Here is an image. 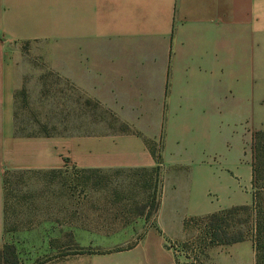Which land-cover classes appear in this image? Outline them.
I'll use <instances>...</instances> for the list:
<instances>
[{"label":"crops","instance_id":"0c3cea01","mask_svg":"<svg viewBox=\"0 0 264 264\" xmlns=\"http://www.w3.org/2000/svg\"><path fill=\"white\" fill-rule=\"evenodd\" d=\"M20 42L42 45L46 87L58 88L47 93L62 96L54 123H19ZM253 130H264V0H0V249L14 245L21 263L255 264L250 238L201 243L197 220L252 204ZM156 165L155 184L136 186L147 210L130 228L99 185L56 179L154 177Z\"/></svg>","mask_w":264,"mask_h":264},{"label":"rangeland","instance_id":"374dc122","mask_svg":"<svg viewBox=\"0 0 264 264\" xmlns=\"http://www.w3.org/2000/svg\"><path fill=\"white\" fill-rule=\"evenodd\" d=\"M41 49L42 45L39 42H20L18 45L13 46L12 50L14 51V58L17 62V72L19 78H22L19 88L17 89V113L19 115V123H23L22 120H26L28 117L33 118L34 120H38L40 123L48 124L54 123L49 122V116L59 114L62 117V111L58 109H62V104H58V100H62L61 97H52L47 93L48 88L58 89V88H50L46 87L48 71L45 64L41 63ZM39 76H41L42 81L39 82ZM43 86L41 87L40 84ZM54 87H61L63 91V82H58V85ZM60 89V88H59ZM20 90H25V94L21 95ZM51 94H58V90H51ZM50 99L52 103L50 102ZM55 101V103H54ZM56 110H58L56 112ZM48 113V114H47ZM28 118V119H29ZM238 119V118H237ZM235 120V119H234ZM28 123V122H27ZM56 123H60L56 120ZM240 121L231 122V126L233 128V124H236L239 128L245 127V123L242 125L239 124ZM241 126V127H240ZM23 130L27 132H56L57 134H62L64 129L62 127H47V128H35V127H23ZM128 130V129H127ZM131 130V129H129ZM220 132L217 133V136H224L225 134L228 136V130H225V122H221ZM255 130L251 132V137L247 145L245 146L248 154V163L251 165L252 162V137ZM225 135V136H226ZM181 142V141H180ZM233 143V141H232ZM152 145L154 143L152 142ZM172 149V145L170 146ZM216 149L219 151V143L216 144ZM221 153V152H220ZM217 167L221 165V161L218 159L214 162ZM163 164L165 169H172L174 161L171 159H164ZM69 172H57L56 179L57 183H81L86 182L88 184L99 185V189H101L103 195H109L112 199L113 203L118 202V205L124 210V212L120 215L119 219L123 223L125 227H134L132 225V221L138 215V212H143L147 210L144 207V203L142 199H140L141 193L136 192V186H140V183L149 184L150 181L149 175H146L145 172H141L140 175L136 176L135 172L131 170H118L109 173H99L89 171L88 174L84 175H70ZM152 178V177H151ZM82 180V181H81ZM152 199L146 200V205L151 210L152 204L150 203ZM154 200V199H153ZM145 209V210H144ZM249 217V221L247 218ZM235 219H239L240 221L236 222V227L239 231H242L245 234H248L250 231V224L252 223V219L250 214H245L242 211H239L235 216ZM245 218L246 223L243 222ZM121 225V226H123ZM120 234L114 235V238H119ZM250 238V237H248ZM24 264H32L34 261V257H25ZM198 261V259H196ZM199 262V261H198ZM200 263V262H199Z\"/></svg>","mask_w":264,"mask_h":264},{"label":"trees","instance_id":"16d2710c","mask_svg":"<svg viewBox=\"0 0 264 264\" xmlns=\"http://www.w3.org/2000/svg\"><path fill=\"white\" fill-rule=\"evenodd\" d=\"M20 94L24 95L25 90H20ZM18 91L15 92L17 97ZM35 128H47V126H38ZM17 134L38 135V134H57L56 132H25L23 127L16 126ZM155 155L154 145L148 139L145 140ZM158 156V155H157ZM252 204L250 206H238L223 209L212 213L206 217L199 218L202 225L201 243L208 242L211 244H228L250 237L255 250V264H264V130H256L252 137ZM159 165L153 167L155 176L150 177V184H155L158 178ZM155 180H154V179ZM153 179V180H152ZM155 206V201L150 202ZM242 211L245 214H250L252 223L250 224V233L248 234L239 231L236 227L235 215ZM247 218V216L245 217ZM245 218L243 222L246 223ZM249 221V217L247 218ZM46 260V259H45ZM45 260L35 259L32 264H42ZM0 264H23L15 253L14 245L5 244L0 249Z\"/></svg>","mask_w":264,"mask_h":264},{"label":"built area","instance_id":"2783aa9c","mask_svg":"<svg viewBox=\"0 0 264 264\" xmlns=\"http://www.w3.org/2000/svg\"><path fill=\"white\" fill-rule=\"evenodd\" d=\"M175 264H200L195 257H191L188 261L176 262Z\"/></svg>","mask_w":264,"mask_h":264}]
</instances>
